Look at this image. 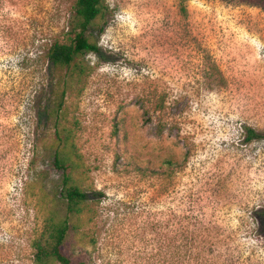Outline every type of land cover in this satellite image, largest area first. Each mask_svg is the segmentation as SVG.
<instances>
[{
	"label": "rangeland",
	"instance_id": "374dc122",
	"mask_svg": "<svg viewBox=\"0 0 264 264\" xmlns=\"http://www.w3.org/2000/svg\"><path fill=\"white\" fill-rule=\"evenodd\" d=\"M75 2L0 0V264H34L41 199L66 214L57 124L40 113L59 101L66 71L51 72L45 55L66 39ZM105 5L100 54L82 58L90 72L61 111L73 183L91 201L64 253L195 264L179 260L178 239L209 234L219 264H264V139L245 141V128L264 135V0Z\"/></svg>",
	"mask_w": 264,
	"mask_h": 264
},
{
	"label": "trees",
	"instance_id": "16d2710c",
	"mask_svg": "<svg viewBox=\"0 0 264 264\" xmlns=\"http://www.w3.org/2000/svg\"><path fill=\"white\" fill-rule=\"evenodd\" d=\"M107 6L105 0H76L73 7V18L70 23L66 39L53 42L47 52L46 60L51 72L65 70L66 73L58 85L62 86L59 101L56 106L43 108L40 119L53 120L56 125V147L53 154V167L62 172L60 197L66 203V214L60 216L52 208L50 202L40 200L39 206L43 207L42 224L31 242L34 250V264H93L91 257L73 260L68 257L63 249L71 230L78 231V226L72 221H79L82 215L89 210L90 198L82 189L73 183L72 171L76 168L74 158H78L75 145L71 140V132L61 124L62 107L65 104L67 92L73 85H82L84 78L90 69L82 58L86 54H100L96 33L104 31L105 13ZM181 12L186 15L184 5ZM165 107L161 105L158 110ZM164 126L159 127L158 134H162ZM262 140L264 135L256 133L250 128H245V141ZM166 168L170 173L174 166L172 160L165 161ZM54 205V202H53ZM88 224L95 225L94 216L88 218ZM94 228L84 232L87 244L95 247L97 242ZM218 242L216 237L209 234H181L178 245V257L182 262L184 257L189 256L190 262L195 264H219L215 257L214 246ZM208 247L206 250L205 248Z\"/></svg>",
	"mask_w": 264,
	"mask_h": 264
},
{
	"label": "bare ground",
	"instance_id": "6f19581e",
	"mask_svg": "<svg viewBox=\"0 0 264 264\" xmlns=\"http://www.w3.org/2000/svg\"><path fill=\"white\" fill-rule=\"evenodd\" d=\"M7 209V208H6Z\"/></svg>",
	"mask_w": 264,
	"mask_h": 264
}]
</instances>
